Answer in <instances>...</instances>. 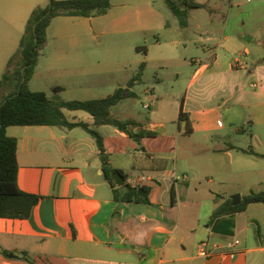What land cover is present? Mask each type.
<instances>
[{
  "label": "crops",
  "instance_id": "obj_1",
  "mask_svg": "<svg viewBox=\"0 0 264 264\" xmlns=\"http://www.w3.org/2000/svg\"><path fill=\"white\" fill-rule=\"evenodd\" d=\"M12 1L0 0V9ZM192 1L202 8L188 12L185 28L167 18L170 10L163 0L148 4L139 24L154 37L152 68L168 72L170 83L160 77L139 97L136 86L146 63H121L123 88L135 80L134 99L145 110L156 107L149 118H125L137 124L128 130L152 136L132 139L113 126L94 127L88 114L63 110L68 122H82L101 136L110 168L122 177V185L114 189L125 193L134 188L133 178L151 179L134 188L146 189L140 196L146 195L148 202L124 203L115 213L118 204L104 179L100 151L79 133L83 129L11 126L6 134L17 140V186L38 202L25 220L0 219V251L8 254L0 252V264H248L250 254H264V244L246 249L233 240L238 216L251 208L264 213V204L249 205L234 217L232 237L207 227L216 203L227 199L226 192L219 197L212 187L222 188L242 167L236 156L264 161L247 153L264 155V0ZM127 22L119 20L118 25ZM149 54L147 50L144 59ZM165 102L179 104L176 120L162 116L161 122L152 123L158 105ZM111 115L115 118L112 110ZM157 138L168 144L152 145ZM130 141L146 146L131 151ZM118 158L124 165L116 163ZM154 160L162 162L158 169ZM250 185L264 186V166L257 168ZM201 244L208 257L199 256Z\"/></svg>",
  "mask_w": 264,
  "mask_h": 264
},
{
  "label": "rangeland",
  "instance_id": "obj_2",
  "mask_svg": "<svg viewBox=\"0 0 264 264\" xmlns=\"http://www.w3.org/2000/svg\"><path fill=\"white\" fill-rule=\"evenodd\" d=\"M152 1L110 0L111 8L107 14L96 17L93 21L67 17H57L52 20L34 72L27 83L28 89L31 92H43L55 101L105 98L118 87L124 86L125 71L121 63H131L136 59H142L146 63L141 82L136 86L139 97L145 89L155 86V80L160 77H163L166 83H170L171 75L168 72L152 68L154 40L152 32L139 29V24L144 20L143 13ZM154 1L159 2V0ZM211 1L208 0V2ZM47 3L48 0H13L7 8L0 9V76L19 65V41L24 33L26 22L33 9L45 7ZM167 13V18L172 21L177 20L171 12ZM119 20H128V22L118 25ZM136 46L146 47L150 51L149 60L144 59L142 50L136 52L133 49ZM11 58L13 61L11 65H8ZM12 90L13 87L5 83L1 89L0 100ZM163 92L168 93L169 89L165 87ZM155 110L156 107L153 110H145L137 99H133L120 102L112 109V112L115 118L125 121L128 116L139 115L140 119L149 118L150 111ZM178 112L179 104L160 103L157 114L152 116V123L161 122L162 116L173 120L177 118ZM79 113L87 117L86 113ZM170 125L175 124L172 122ZM172 129L175 131V126H172ZM78 131L96 145L91 136L82 130ZM103 132L107 134L105 130ZM145 139L149 141L147 137ZM150 143L160 147L168 144V141L157 138L152 139ZM127 145L130 146L131 151L143 150L146 146L143 143L133 144L131 141ZM246 146L248 145L245 143L243 147ZM236 157L241 160L242 167L222 182L225 183L222 188L212 187L213 192L218 193L219 197L223 192H226L227 198H230L235 195L246 196L250 192H260L264 189V186L250 185L255 181L257 168L264 166V161L250 156L237 155ZM117 162L123 164V159L118 158ZM252 168L256 169L253 171ZM125 172H127L126 169ZM233 240L246 244V249L264 244V213L251 208L246 214L238 216ZM247 257L248 264H255L256 260L264 264V254L252 253Z\"/></svg>",
  "mask_w": 264,
  "mask_h": 264
},
{
  "label": "trees",
  "instance_id": "obj_3",
  "mask_svg": "<svg viewBox=\"0 0 264 264\" xmlns=\"http://www.w3.org/2000/svg\"><path fill=\"white\" fill-rule=\"evenodd\" d=\"M173 16L178 20L180 28L188 24V12L200 9L201 5L192 0H163ZM111 8L110 0H48L45 7H37L31 11L26 22L24 33L19 41L20 63L13 70H7L0 79V87L9 83L13 90L0 100V219L25 220L30 216L32 208L37 204L38 197L24 193L17 186L18 164L16 158L17 140L6 134L11 126H49L66 129L81 128L95 141L100 151L102 172L104 179L114 189L115 182L112 174L116 170L110 168L108 158L104 155L101 136L88 125L78 122L70 123L66 120L63 110L69 112H84L92 117L93 126H113L126 133L132 139L140 140L144 136H152L149 132L132 134L128 127L137 125L133 121H120L111 115L113 107L120 102L136 98L131 91L133 81L126 87L117 88L111 95L86 101H55L43 92H31L27 83L32 77L34 68L42 46L46 41V31L53 19L57 17L95 18L104 16ZM144 53L146 47H141ZM139 51V48L136 49ZM13 58L8 65H11ZM184 114L180 111L179 120ZM248 154L263 158L264 155L247 151ZM153 168L158 169L161 161L154 160ZM147 194V190L140 189ZM138 189L127 187L125 193L117 189L112 191L113 200L118 204L115 213H118L121 204L142 202L147 203V196H140ZM218 201L217 199L215 200ZM264 204V192H250L242 196L238 206H231L230 198L225 199L211 213L207 227L210 232L223 236H233L234 217L245 212L249 205ZM4 256L8 254L0 251Z\"/></svg>",
  "mask_w": 264,
  "mask_h": 264
},
{
  "label": "built area",
  "instance_id": "obj_4",
  "mask_svg": "<svg viewBox=\"0 0 264 264\" xmlns=\"http://www.w3.org/2000/svg\"><path fill=\"white\" fill-rule=\"evenodd\" d=\"M239 67H242L243 64L242 63H237ZM147 108V106H146ZM151 182V179L146 177V176H142V177H138V178H133L131 181V186L134 188H139L142 186H146ZM238 242H234V243H230L228 244V248L232 249L235 245H237ZM198 253L200 257H208L209 253L208 250L206 249V245L205 244H201L198 248ZM233 256V254H231Z\"/></svg>",
  "mask_w": 264,
  "mask_h": 264
},
{
  "label": "water",
  "instance_id": "obj_5",
  "mask_svg": "<svg viewBox=\"0 0 264 264\" xmlns=\"http://www.w3.org/2000/svg\"><path fill=\"white\" fill-rule=\"evenodd\" d=\"M112 179L114 180V182H115V184L117 186H121L122 185V177H121L119 172L113 173L112 174ZM137 193H138V195H143L144 194L143 192H141V190H138ZM230 200H231V206L235 207V206H238L241 203L242 198H241L240 195H235V196L230 197ZM9 257L10 258H14V256L11 255V254L9 255Z\"/></svg>",
  "mask_w": 264,
  "mask_h": 264
}]
</instances>
